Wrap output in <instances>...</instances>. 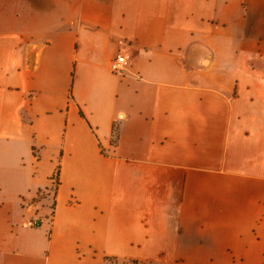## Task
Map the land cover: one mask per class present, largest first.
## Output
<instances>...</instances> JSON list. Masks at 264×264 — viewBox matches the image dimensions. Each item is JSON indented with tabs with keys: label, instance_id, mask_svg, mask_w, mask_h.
<instances>
[{
	"label": "crops",
	"instance_id": "0c3cea01",
	"mask_svg": "<svg viewBox=\"0 0 264 264\" xmlns=\"http://www.w3.org/2000/svg\"><path fill=\"white\" fill-rule=\"evenodd\" d=\"M0 16V264H264V0H0ZM193 41L208 66L186 61Z\"/></svg>",
	"mask_w": 264,
	"mask_h": 264
},
{
	"label": "trees",
	"instance_id": "16d2710c",
	"mask_svg": "<svg viewBox=\"0 0 264 264\" xmlns=\"http://www.w3.org/2000/svg\"><path fill=\"white\" fill-rule=\"evenodd\" d=\"M119 130H120V122L118 121L117 123H115V125L113 126V130H112V136H113L114 140H116L118 138ZM57 175H55L56 178L54 175L51 177V179L53 180V184H51L47 188L40 189L37 193L38 194L37 199L39 202L43 203V207L48 206L50 209H53L55 206V191H56V187L59 183ZM50 194L53 195V197L51 198L52 199L51 204L48 203V201L50 199V197H49ZM119 263H121V264H123V263L124 264H144L143 262H139V261L120 262L115 258H108V257L105 259V264H119Z\"/></svg>",
	"mask_w": 264,
	"mask_h": 264
},
{
	"label": "rangeland",
	"instance_id": "374dc122",
	"mask_svg": "<svg viewBox=\"0 0 264 264\" xmlns=\"http://www.w3.org/2000/svg\"><path fill=\"white\" fill-rule=\"evenodd\" d=\"M1 17V16H0ZM2 21L0 20V29H1V27H2ZM4 27H10V28H15V29H19V23H17V22H14V21H9V22H7L6 23V25L4 26ZM3 28V27H2ZM56 80V84H57V87H58V82H59V80H57V79H55ZM44 118H45V120H44ZM42 120L44 121V123H45V128L47 129V125H48V122H50V120H51V117L49 116V117H47V116H43V118H42ZM54 126V125H53ZM47 148L45 149V150H41L40 151V156H42L41 158H40V160H39V162L37 163V177L39 178V179H45L46 180V177H45V169H46V167H47V163H48V161H50V158L53 160V165H56L57 164V160H58V151L57 150H50V149H48L49 148V142L47 141ZM43 145H45V144H43ZM46 146V145H45ZM42 152H43V155H42ZM52 153H54L52 156H51V154ZM52 163V162H51ZM119 264H121V263H119ZM124 264V263H123Z\"/></svg>",
	"mask_w": 264,
	"mask_h": 264
},
{
	"label": "water",
	"instance_id": "95a60500",
	"mask_svg": "<svg viewBox=\"0 0 264 264\" xmlns=\"http://www.w3.org/2000/svg\"><path fill=\"white\" fill-rule=\"evenodd\" d=\"M213 52L212 50L198 42V41H193L191 42L185 52V59L186 61L191 64L192 66L198 67V68H204L206 66H208L213 58ZM200 56L204 57V62L202 64L197 63Z\"/></svg>",
	"mask_w": 264,
	"mask_h": 264
},
{
	"label": "built area",
	"instance_id": "2783aa9c",
	"mask_svg": "<svg viewBox=\"0 0 264 264\" xmlns=\"http://www.w3.org/2000/svg\"><path fill=\"white\" fill-rule=\"evenodd\" d=\"M126 63H127L126 56L122 53H119L111 61V70L115 74H123L126 70ZM40 223H41L40 220H28L24 222L23 225L25 227H32V226H37Z\"/></svg>",
	"mask_w": 264,
	"mask_h": 264
}]
</instances>
